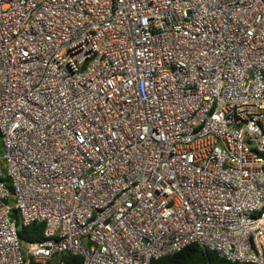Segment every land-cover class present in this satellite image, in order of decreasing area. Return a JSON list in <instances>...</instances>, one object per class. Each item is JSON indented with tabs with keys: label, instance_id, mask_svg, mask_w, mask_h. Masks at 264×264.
Here are the masks:
<instances>
[{
	"label": "built area",
	"instance_id": "1",
	"mask_svg": "<svg viewBox=\"0 0 264 264\" xmlns=\"http://www.w3.org/2000/svg\"><path fill=\"white\" fill-rule=\"evenodd\" d=\"M0 141V264H264V0H0Z\"/></svg>",
	"mask_w": 264,
	"mask_h": 264
},
{
	"label": "trees",
	"instance_id": "2",
	"mask_svg": "<svg viewBox=\"0 0 264 264\" xmlns=\"http://www.w3.org/2000/svg\"><path fill=\"white\" fill-rule=\"evenodd\" d=\"M11 216L16 221L19 237L23 242H35L44 239L45 223L34 222L24 226L21 222L19 212L13 208ZM30 264H41L31 260ZM47 264H84L82 255L66 252L57 254ZM150 264H253L238 261H230L221 257L218 252L205 249L198 243H192L179 251L153 258Z\"/></svg>",
	"mask_w": 264,
	"mask_h": 264
},
{
	"label": "rangeland",
	"instance_id": "3",
	"mask_svg": "<svg viewBox=\"0 0 264 264\" xmlns=\"http://www.w3.org/2000/svg\"><path fill=\"white\" fill-rule=\"evenodd\" d=\"M0 152L3 153L4 152V149H3V146H2V143L0 141Z\"/></svg>",
	"mask_w": 264,
	"mask_h": 264
}]
</instances>
